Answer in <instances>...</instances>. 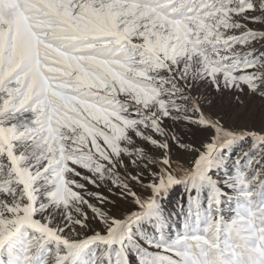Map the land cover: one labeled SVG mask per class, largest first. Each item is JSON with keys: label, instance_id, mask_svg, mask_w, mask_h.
<instances>
[{"label": "snow or ice", "instance_id": "snow-or-ice-1", "mask_svg": "<svg viewBox=\"0 0 264 264\" xmlns=\"http://www.w3.org/2000/svg\"><path fill=\"white\" fill-rule=\"evenodd\" d=\"M0 264H264V0H0Z\"/></svg>", "mask_w": 264, "mask_h": 264}, {"label": "rangeland", "instance_id": "rangeland-1", "mask_svg": "<svg viewBox=\"0 0 264 264\" xmlns=\"http://www.w3.org/2000/svg\"><path fill=\"white\" fill-rule=\"evenodd\" d=\"M255 110H256V115H257V122L259 121V104H258V102H257V104L255 105ZM229 122H231V121H229ZM238 151H239V149H236V151L233 153V155H232V159H235V157H236V153H238ZM181 192H182V189L179 187V186H177L173 191H172V193L170 194V201L168 202V207L170 208V209H174L175 208V203H176V201H177V199H179V196H180V194H181ZM178 219V218H177ZM176 225V221H173L171 224H170V228L172 227V226H175Z\"/></svg>", "mask_w": 264, "mask_h": 264}]
</instances>
